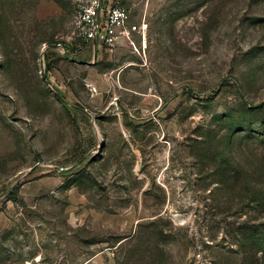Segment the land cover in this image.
I'll return each instance as SVG.
<instances>
[{"label":"rangeland","instance_id":"obj_1","mask_svg":"<svg viewBox=\"0 0 264 264\" xmlns=\"http://www.w3.org/2000/svg\"><path fill=\"white\" fill-rule=\"evenodd\" d=\"M120 2L0 0V264H264V0Z\"/></svg>","mask_w":264,"mask_h":264},{"label":"built area","instance_id":"obj_2","mask_svg":"<svg viewBox=\"0 0 264 264\" xmlns=\"http://www.w3.org/2000/svg\"><path fill=\"white\" fill-rule=\"evenodd\" d=\"M76 24L80 38L95 52L122 43L134 45V36L144 37L147 29L145 23L132 24V13L120 0H90L78 11Z\"/></svg>","mask_w":264,"mask_h":264},{"label":"water","instance_id":"obj_3","mask_svg":"<svg viewBox=\"0 0 264 264\" xmlns=\"http://www.w3.org/2000/svg\"><path fill=\"white\" fill-rule=\"evenodd\" d=\"M65 56H67V55L65 54ZM12 191H13V190H10V191L6 194V196H5L3 199H1V201H2V200H5V199H6V198L12 193ZM1 201H0V202H1Z\"/></svg>","mask_w":264,"mask_h":264},{"label":"trees","instance_id":"obj_4","mask_svg":"<svg viewBox=\"0 0 264 264\" xmlns=\"http://www.w3.org/2000/svg\"><path fill=\"white\" fill-rule=\"evenodd\" d=\"M68 55V54H67ZM69 56V55H68Z\"/></svg>","mask_w":264,"mask_h":264}]
</instances>
